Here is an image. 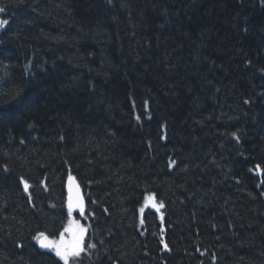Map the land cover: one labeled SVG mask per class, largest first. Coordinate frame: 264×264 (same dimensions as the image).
I'll return each mask as SVG.
<instances>
[{
  "label": "trees",
  "instance_id": "16d2710c",
  "mask_svg": "<svg viewBox=\"0 0 264 264\" xmlns=\"http://www.w3.org/2000/svg\"><path fill=\"white\" fill-rule=\"evenodd\" d=\"M0 8V264H264V0Z\"/></svg>",
  "mask_w": 264,
  "mask_h": 264
},
{
  "label": "snow or ice",
  "instance_id": "6c2138e0",
  "mask_svg": "<svg viewBox=\"0 0 264 264\" xmlns=\"http://www.w3.org/2000/svg\"><path fill=\"white\" fill-rule=\"evenodd\" d=\"M4 9L0 8V12H3ZM9 20L8 19H0V29H4L9 26ZM24 187L25 190H28L29 185L27 182H24ZM154 196H149L145 198V206L149 205L150 201H154ZM80 209L81 212H83V203L82 201H78L77 205ZM152 206H155L154 204ZM163 204L160 203L159 206L157 207V211H159V208H162ZM73 208V204L69 202V212L71 213V210ZM143 211V209H141ZM66 232H70L72 235V240L71 241H64L63 240V234L62 238L60 241H49L48 238L41 233L40 237L41 239L39 240L40 247L42 248H53L55 250L56 256H58L64 264H69V259L70 258H76L79 257L81 252L83 251L82 248V241L84 238V232L86 231L82 226L80 225H75V227H72L71 225L65 229ZM167 248V245H165Z\"/></svg>",
  "mask_w": 264,
  "mask_h": 264
},
{
  "label": "water",
  "instance_id": "95a60500",
  "mask_svg": "<svg viewBox=\"0 0 264 264\" xmlns=\"http://www.w3.org/2000/svg\"><path fill=\"white\" fill-rule=\"evenodd\" d=\"M0 31H1V29H0ZM68 192H69V202L71 199V202H72L74 208H79L78 206H76L78 201H82L83 206H84V196L82 195L80 186L73 179H71L68 182ZM45 249H47V248H45Z\"/></svg>",
  "mask_w": 264,
  "mask_h": 264
},
{
  "label": "rangeland",
  "instance_id": "374dc122",
  "mask_svg": "<svg viewBox=\"0 0 264 264\" xmlns=\"http://www.w3.org/2000/svg\"><path fill=\"white\" fill-rule=\"evenodd\" d=\"M72 217H73V216H72ZM77 224L80 225V226H82L81 223L78 222V221L73 217L72 220H71V222H70V225H71L72 227H75V225H77ZM82 227L85 229L84 226H82ZM63 240H64V241H71V240H72V235H71V233H70V232H67V233L64 235Z\"/></svg>",
  "mask_w": 264,
  "mask_h": 264
}]
</instances>
